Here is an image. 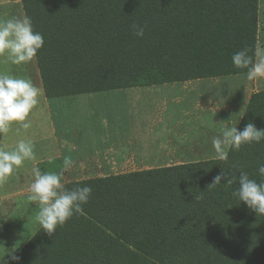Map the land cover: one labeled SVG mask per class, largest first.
I'll return each mask as SVG.
<instances>
[{
    "label": "trees",
    "instance_id": "trees-1",
    "mask_svg": "<svg viewBox=\"0 0 264 264\" xmlns=\"http://www.w3.org/2000/svg\"><path fill=\"white\" fill-rule=\"evenodd\" d=\"M44 39L36 60L47 96L185 82L246 73L254 63L257 0H22ZM144 25L138 38L132 25ZM264 129V91L238 130ZM264 141L226 161L133 172L72 183L90 186L83 215L51 236L39 228L7 264H264V215L233 192L239 172L257 182ZM233 179L208 187L221 171ZM237 180H236V179Z\"/></svg>",
    "mask_w": 264,
    "mask_h": 264
},
{
    "label": "rangeland",
    "instance_id": "rangeland-1",
    "mask_svg": "<svg viewBox=\"0 0 264 264\" xmlns=\"http://www.w3.org/2000/svg\"><path fill=\"white\" fill-rule=\"evenodd\" d=\"M0 7L4 8L5 19L25 16L22 0H0ZM262 58H264V0H257L254 63ZM27 67V76L35 86L42 89V95L35 109L44 115H48L49 112L58 138L63 135L64 126H68V129L71 122L77 121L88 110L93 113V119L100 120L106 125L103 131L107 136L116 141L115 154L110 158L112 164L106 163L108 161L106 159H109L107 155L101 158L100 166L68 169L63 173V184L66 189L72 183L216 160L213 158L215 153L211 145L212 139L220 135V129L225 126V122L227 126L238 128L250 97L264 91V78L249 81L246 73H237L185 82L133 86L68 96H47L36 58L28 63ZM130 93L139 99L136 103H129ZM91 97L96 99L93 106L88 104V101L84 102V99ZM31 115L32 113L29 119L32 121L34 118ZM136 118L148 119L150 122L148 123L151 124V131L147 135L148 138L146 137L147 149L150 148L147 152L154 156L149 158L152 161L149 163H145V158L139 160L135 151L129 156L124 149L128 140L134 141L138 137L127 126V120ZM161 120L164 122L159 125ZM168 120L172 125L165 127L164 123ZM32 129V125L29 129L22 128V139L28 140ZM151 139H156L154 141L158 142L156 144L158 149L154 148V141ZM39 152L38 149L37 154ZM34 160L38 158L35 157ZM32 163L33 160L25 161L24 167ZM61 166L62 162L54 159L39 164L38 168L42 172L60 171ZM33 170L22 169V186L28 185L26 178L33 174ZM24 203L25 201L22 200V214ZM38 211L39 207L36 208V212L30 210L28 220L22 221L21 232L19 236H15L12 247L15 252L21 249L40 228L36 220ZM12 249L5 254H12Z\"/></svg>",
    "mask_w": 264,
    "mask_h": 264
},
{
    "label": "clouds",
    "instance_id": "clouds-1",
    "mask_svg": "<svg viewBox=\"0 0 264 264\" xmlns=\"http://www.w3.org/2000/svg\"><path fill=\"white\" fill-rule=\"evenodd\" d=\"M145 27L136 23L132 25L138 38L144 36ZM43 45V36L34 31L29 16L0 19V57H5L13 65H27L36 58ZM231 59L236 68L247 70L246 78L249 81L264 78V58L253 63L248 50L242 49L234 53ZM41 95L42 89L35 86L31 78L0 74V135L9 133L14 124L29 129L32 125L29 116L37 107ZM261 141H264V129H257L252 122H248L243 130L227 126L225 122L220 135L211 141L215 153L213 158L226 161L230 150L239 151L242 145L259 144ZM34 159V144L30 140L20 139L11 151L0 149V185L7 183L25 161ZM72 167V158L65 157L60 171L42 172L39 168L33 170L34 180L30 185L28 200L38 204L36 220L40 228L50 236L58 226L62 227L75 214H84L83 206L88 203L92 192L90 186L70 190L64 187L63 173ZM258 172L264 177V165L259 166ZM239 173V188L233 195L257 215H264V180L257 182L250 179L247 173ZM222 180L228 185L233 183V179L222 170L208 187L221 185ZM11 259L18 261L19 257L12 256Z\"/></svg>",
    "mask_w": 264,
    "mask_h": 264
},
{
    "label": "crops",
    "instance_id": "crops-1",
    "mask_svg": "<svg viewBox=\"0 0 264 264\" xmlns=\"http://www.w3.org/2000/svg\"><path fill=\"white\" fill-rule=\"evenodd\" d=\"M0 11V19H5L4 8L0 7ZM27 70V65H13L5 57H0V74L7 73L18 77H28ZM130 95L128 98L129 103H136L139 100L132 96L133 94L130 93ZM87 101L92 106L96 103L94 97L84 99V102ZM97 101L99 100L97 99ZM92 114L91 111H85V114L81 118H78L74 123H70L71 125L68 129V126H64L63 135L61 134V137L58 138L49 112L48 115H44L41 111H37V109H34L32 112L31 116L34 118L32 120L33 129L30 130L32 134L28 140L34 144L35 157L38 160H33L30 166L24 167L23 164V166L13 173L7 183L0 185V264H7L11 260V257L20 250H16L15 252V249H12L15 236H19L22 221L26 222L28 220L30 210L36 212V208L39 207L37 203L28 200L30 185L34 180V176L33 174L29 175V178H26L28 185L22 186V169H37L39 164L54 159H59L63 163L65 157H71L74 161V167L70 169L100 166L101 158L107 155L109 159H106L108 160L106 163L112 164L110 158L115 154L116 141L107 136L103 131V127L106 125L102 124L100 120L93 119ZM43 115L46 117L44 118ZM148 122V119L143 118L127 120V126L138 137L134 141L128 140L124 147L129 156L135 151L138 154L139 160L145 158V163L152 162L149 158L154 156L148 153L150 148L147 149L148 139L146 137L151 131V124ZM163 122L164 120L159 125ZM164 125L165 127H169L172 124L168 120ZM108 132L110 133V130ZM20 139H22V128L14 124L9 133L0 135V149L11 151ZM158 139L157 137V141ZM151 140L154 141L156 139ZM157 141L153 142L156 149H158L156 144L159 142ZM38 149L40 152L37 154ZM22 200L25 201L23 206L25 214H22ZM11 249L12 254L9 257L10 255H6L5 253Z\"/></svg>",
    "mask_w": 264,
    "mask_h": 264
}]
</instances>
